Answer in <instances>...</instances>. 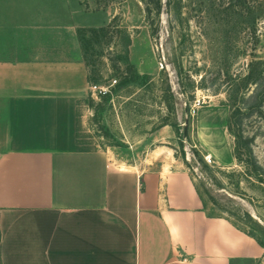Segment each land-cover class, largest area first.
<instances>
[{
    "label": "crops",
    "instance_id": "1",
    "mask_svg": "<svg viewBox=\"0 0 264 264\" xmlns=\"http://www.w3.org/2000/svg\"><path fill=\"white\" fill-rule=\"evenodd\" d=\"M83 0H0V264H236L264 247L211 215L182 162L78 141ZM166 152V151H165Z\"/></svg>",
    "mask_w": 264,
    "mask_h": 264
},
{
    "label": "rangeland",
    "instance_id": "2",
    "mask_svg": "<svg viewBox=\"0 0 264 264\" xmlns=\"http://www.w3.org/2000/svg\"><path fill=\"white\" fill-rule=\"evenodd\" d=\"M229 1L235 0H160L150 24L145 0H83L86 10L104 11L108 19L78 31L87 82L78 106L77 138L121 164L153 157L166 163L172 152L207 211L259 234L264 183L239 175L243 167L232 154L225 92L230 76L245 69L256 34L250 20L243 25L236 8L224 9ZM109 21L106 31L92 30ZM151 25L156 33L151 34ZM258 28L257 48L264 52V19ZM132 69L149 78L126 81ZM93 83L107 87L105 97L91 95ZM165 121L177 122L179 132ZM244 132L254 137L251 148L264 168V117L249 115ZM236 264H264V253Z\"/></svg>",
    "mask_w": 264,
    "mask_h": 264
},
{
    "label": "trees",
    "instance_id": "3",
    "mask_svg": "<svg viewBox=\"0 0 264 264\" xmlns=\"http://www.w3.org/2000/svg\"><path fill=\"white\" fill-rule=\"evenodd\" d=\"M228 4L229 6L224 7V9L229 10L232 7L236 8V11L242 17L241 22L243 25L246 26L250 20L253 25V31L256 35L252 47L253 49L248 53L249 58L246 61L245 69L243 72L236 73L232 77L230 76V78L233 80L230 81L228 88L225 91L228 101L227 105L229 106L226 127L228 132L233 136L232 154L236 160L242 164L243 167V169L239 171V175L246 177L248 180L250 178L252 180L264 183V168L254 155L251 148V143L254 137L252 135H247L244 132V123L249 115L256 112L259 113L260 117H264V52H259V48H257L261 35V31L259 30L258 26L259 23L264 19V0H235L234 2L229 1ZM160 9V0H145L144 10L148 23L151 24L153 22L151 19H149L151 14L159 13ZM109 26L110 21L106 25H102L98 28H92V30L98 34V31H106ZM156 32L157 28L151 25V34ZM245 48L243 50H245ZM131 68H133V66ZM87 78L89 80V77ZM140 78H149V74L140 73L137 70L132 69L129 74V78L126 79V81H137ZM108 95L109 94H107V96ZM102 96L105 97V95ZM168 123V121L164 122V124ZM169 124L175 128L177 133L179 132V127H177L179 124L177 122ZM204 165L207 166L206 164ZM195 188L201 198L203 207L205 208L202 195L196 184ZM208 213L211 215H222L214 214L209 211ZM232 222L236 227L240 228L234 221ZM256 224L259 234L256 233L255 229L253 228L252 229L254 231L250 229H240L249 236L253 237L258 244L264 246V227L257 221Z\"/></svg>",
    "mask_w": 264,
    "mask_h": 264
},
{
    "label": "built area",
    "instance_id": "4",
    "mask_svg": "<svg viewBox=\"0 0 264 264\" xmlns=\"http://www.w3.org/2000/svg\"><path fill=\"white\" fill-rule=\"evenodd\" d=\"M90 90H91V95L95 96V97H97L98 95L102 96L103 94H105L108 91L106 86L99 85V84H96V83H93V84L90 85ZM205 159L207 160V162L210 163L211 157H206V155H205Z\"/></svg>",
    "mask_w": 264,
    "mask_h": 264
}]
</instances>
